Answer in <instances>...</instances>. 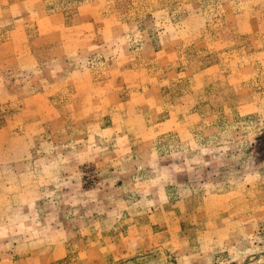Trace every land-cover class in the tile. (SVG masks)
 <instances>
[{"label":"rangeland","instance_id":"1","mask_svg":"<svg viewBox=\"0 0 264 264\" xmlns=\"http://www.w3.org/2000/svg\"><path fill=\"white\" fill-rule=\"evenodd\" d=\"M0 264H264V0H0Z\"/></svg>","mask_w":264,"mask_h":264}]
</instances>
